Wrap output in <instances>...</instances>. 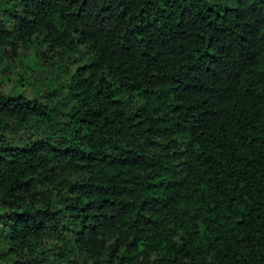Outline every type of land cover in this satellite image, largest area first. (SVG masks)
<instances>
[{"label":"trees","instance_id":"1","mask_svg":"<svg viewBox=\"0 0 264 264\" xmlns=\"http://www.w3.org/2000/svg\"><path fill=\"white\" fill-rule=\"evenodd\" d=\"M7 68L0 264H264V0H0Z\"/></svg>","mask_w":264,"mask_h":264},{"label":"rangeland","instance_id":"2","mask_svg":"<svg viewBox=\"0 0 264 264\" xmlns=\"http://www.w3.org/2000/svg\"><path fill=\"white\" fill-rule=\"evenodd\" d=\"M17 67L15 68L16 71H21L23 69V63H17L16 64ZM16 71H14V69H8L5 70V73H9V76H10V79H3V80H0V88H5V89H9L11 88L15 83H16ZM2 77V73H0V79ZM19 83V82H18ZM20 86V85H19ZM22 89H23V92H25L26 94H32L31 93V87L30 86H26L25 84H21Z\"/></svg>","mask_w":264,"mask_h":264}]
</instances>
